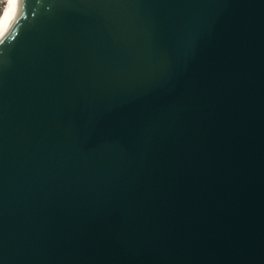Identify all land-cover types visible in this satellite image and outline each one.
I'll list each match as a JSON object with an SVG mask.
<instances>
[{
	"label": "water",
	"instance_id": "water-1",
	"mask_svg": "<svg viewBox=\"0 0 264 264\" xmlns=\"http://www.w3.org/2000/svg\"><path fill=\"white\" fill-rule=\"evenodd\" d=\"M25 2L0 264H264V0Z\"/></svg>",
	"mask_w": 264,
	"mask_h": 264
},
{
	"label": "snow or ice",
	"instance_id": "snow-or-ice-1",
	"mask_svg": "<svg viewBox=\"0 0 264 264\" xmlns=\"http://www.w3.org/2000/svg\"><path fill=\"white\" fill-rule=\"evenodd\" d=\"M18 0H8V10L4 13V20L0 21V38L9 31L8 22L14 19L18 11Z\"/></svg>",
	"mask_w": 264,
	"mask_h": 264
},
{
	"label": "bare ground",
	"instance_id": "bare-ground-1",
	"mask_svg": "<svg viewBox=\"0 0 264 264\" xmlns=\"http://www.w3.org/2000/svg\"><path fill=\"white\" fill-rule=\"evenodd\" d=\"M7 10H8V0H6V5H5L4 11H3V13H2V15H1V17H0V21H3V20H4V13H5ZM12 20H13V19H12ZM12 20L8 22V28H9V26H10ZM0 39H1V38H0Z\"/></svg>",
	"mask_w": 264,
	"mask_h": 264
},
{
	"label": "built area",
	"instance_id": "built-area-1",
	"mask_svg": "<svg viewBox=\"0 0 264 264\" xmlns=\"http://www.w3.org/2000/svg\"><path fill=\"white\" fill-rule=\"evenodd\" d=\"M5 5H6V0H0V17L4 11Z\"/></svg>",
	"mask_w": 264,
	"mask_h": 264
},
{
	"label": "clouds",
	"instance_id": "clouds-1",
	"mask_svg": "<svg viewBox=\"0 0 264 264\" xmlns=\"http://www.w3.org/2000/svg\"><path fill=\"white\" fill-rule=\"evenodd\" d=\"M22 2H25V0H18V7H19V5L22 3ZM40 2V0H37V3H39ZM27 3H28V0H26V2H25V11L27 10ZM3 46V44L2 43H0V47H2Z\"/></svg>",
	"mask_w": 264,
	"mask_h": 264
}]
</instances>
